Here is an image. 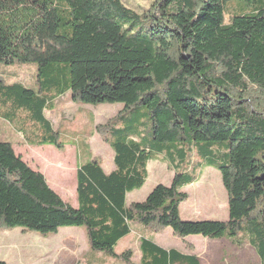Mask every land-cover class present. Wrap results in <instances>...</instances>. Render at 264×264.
<instances>
[{
    "label": "trees",
    "instance_id": "16d2710c",
    "mask_svg": "<svg viewBox=\"0 0 264 264\" xmlns=\"http://www.w3.org/2000/svg\"><path fill=\"white\" fill-rule=\"evenodd\" d=\"M147 1L141 11L124 0H0V69H38L34 88L0 75V118L18 120L28 145L64 149L45 112L67 93L74 103L124 106L97 126L115 170L107 174L97 158L79 164L77 207L0 138V231L84 228L91 251L136 264L131 250L116 247L138 223L249 245L264 264V4L229 15L228 0ZM100 63L116 65L96 74ZM151 160L175 171L172 184L127 205ZM208 167L221 174L229 219L184 221L182 190ZM140 248L139 264H201L147 238Z\"/></svg>",
    "mask_w": 264,
    "mask_h": 264
},
{
    "label": "rangeland",
    "instance_id": "374dc122",
    "mask_svg": "<svg viewBox=\"0 0 264 264\" xmlns=\"http://www.w3.org/2000/svg\"><path fill=\"white\" fill-rule=\"evenodd\" d=\"M124 1L130 7L141 11L146 10L150 4L147 0ZM260 2L264 4V0H228L225 5L226 12L229 15L250 13ZM229 15L226 16L227 24L230 23ZM98 65L100 67L96 74L116 64ZM0 75L7 84L22 83L30 88L38 86V69L33 64L2 68ZM123 108V104L120 103L96 106L74 103L70 93H67L56 99L53 111L45 112L46 118L59 132L61 143L65 145L59 153L62 161L58 162L56 156L38 158L31 153H27L26 158L30 165L39 172H44L49 186L65 203L73 207L78 206L77 165L86 164L97 158L107 174L115 170V151L98 133L97 126L108 123ZM141 121L145 125L143 132L146 135L149 122L146 117ZM22 131L18 120L9 122L0 118L2 141L9 142L16 148L28 144ZM46 154L45 151V156ZM174 176L175 171L170 169L166 162L151 160L148 163V178L145 185L142 189L128 194L127 205L145 201L158 185L170 186ZM182 191L188 194V200L181 205V218L184 221H228V195L221 174L215 168H204L200 172L199 181L185 186ZM131 230V234L118 243L116 252L120 255L126 250H131L134 255L133 262L136 264L140 263L142 255L140 248L142 238H147L164 249L194 254L199 257L201 264H260L256 251L249 245L238 248L225 239L201 236L181 239L174 235L171 228L155 233L138 223L132 224ZM0 261L6 264H124L120 260L91 251L86 230L75 227L63 228L58 234L46 236L20 228L0 231Z\"/></svg>",
    "mask_w": 264,
    "mask_h": 264
},
{
    "label": "crops",
    "instance_id": "0c3cea01",
    "mask_svg": "<svg viewBox=\"0 0 264 264\" xmlns=\"http://www.w3.org/2000/svg\"><path fill=\"white\" fill-rule=\"evenodd\" d=\"M47 146H31V145H28V144H23L21 145V147H18L16 148L15 146H13L16 154L18 156H21L22 159L34 170L36 171H39L38 169L34 168L32 165L29 164L28 160H27V156L26 154L27 153H31V154H35L38 158L40 157H47L49 155H52V156H56L58 162H61L62 160L59 158V157H62L61 155L59 156V153L62 151V150H55V148H50V146H48V148H45ZM47 149V150H46ZM45 151L47 152L46 156H45ZM63 159V158H62ZM77 169H78V165H77V168H76V176H77ZM42 174H44V172H41ZM76 181H77V178H76Z\"/></svg>",
    "mask_w": 264,
    "mask_h": 264
}]
</instances>
